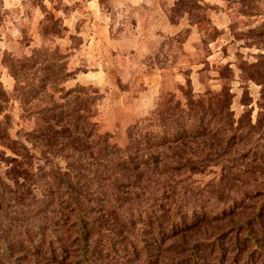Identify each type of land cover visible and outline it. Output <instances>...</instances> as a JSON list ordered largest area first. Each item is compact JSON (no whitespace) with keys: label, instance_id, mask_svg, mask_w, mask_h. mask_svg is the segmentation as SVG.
Listing matches in <instances>:
<instances>
[{"label":"rangeland","instance_id":"1","mask_svg":"<svg viewBox=\"0 0 264 264\" xmlns=\"http://www.w3.org/2000/svg\"><path fill=\"white\" fill-rule=\"evenodd\" d=\"M156 1L164 5L169 16V38L158 44L155 34L165 24L159 17H147L140 31L154 38L140 40L134 54L117 55V46L127 51L135 45L128 38L110 50L101 47V54L73 56L64 52L65 45L59 40H33L28 34L19 40L0 38V231L27 223L31 227L62 222L65 209L46 190L57 166L67 163L62 156L68 150L70 115L79 116L81 121L90 118L100 133L126 149L135 126L155 130V123L161 124L170 116L187 111L201 118L207 112L216 119L206 124L205 116L204 123L199 118L197 122L200 127L209 126L208 135L161 149L158 170L171 194L124 195L123 207H134L147 195L157 199L167 196L198 203L195 207L208 213L189 228L151 242L154 264H175L178 258L189 264V247L197 242L199 264H264V0ZM215 9H228L229 29L215 24ZM115 19L119 21L117 30L129 35V17L118 15ZM28 27L27 23L25 28L30 32ZM42 28L60 31L52 16ZM219 38L224 43L230 40L228 46L234 43V65L220 59L215 72L218 81H213L208 63L199 75L191 68L207 62L210 42ZM79 41L73 42L78 45ZM100 64L103 70L98 69ZM97 73L102 79L95 80L101 84L75 80ZM81 86V91L70 94ZM185 119L188 121V116ZM231 130L244 133V139L227 141L225 137L223 143L222 137ZM253 148L258 150L257 160L253 159ZM87 196L96 198V194ZM108 217L110 220L101 223L103 228H117L113 216ZM65 230L69 255L62 259L52 258L46 248L34 250L24 242H7L0 232V264L8 245L15 264H78L76 232ZM31 234L34 237V232ZM213 237L218 240L207 242ZM118 255L124 257L121 252ZM131 256L125 262L146 264L143 256ZM94 260L97 264H117L104 255Z\"/></svg>","mask_w":264,"mask_h":264},{"label":"trees","instance_id":"2","mask_svg":"<svg viewBox=\"0 0 264 264\" xmlns=\"http://www.w3.org/2000/svg\"><path fill=\"white\" fill-rule=\"evenodd\" d=\"M82 88L84 87L81 86L77 90L75 88L70 94L79 92ZM203 115L204 117L199 118L197 114L185 111L176 117L170 116L169 120H163L161 124L155 123V130L146 127L143 131L139 126H135L129 132L131 143L126 149L111 142L109 135L100 133L96 122L90 118L81 121L79 116L70 115L71 120L67 122V129L71 130L68 150L62 156L67 163L63 167L57 166L46 190L54 202L65 209L61 215L62 222L53 221L48 225L47 222L46 226L34 224L31 227L30 223H27L16 226L15 229L6 227L0 231L3 240L24 242L34 250L46 248V253L52 258L62 259L69 255L66 244L69 234L65 228H71L77 235L76 242L80 253L78 264H97L94 258L99 255L115 259L117 264H129L125 261L132 257L131 254H135V257L138 255V259L143 256L146 264H154L149 250L151 242L159 240V236L169 237L168 235L180 231L182 227L189 228L197 220L205 218L208 213L202 212L200 207H195L198 203L170 200L167 196L157 199L152 195L145 196L140 203L127 210L122 204L126 198L124 195L171 194L167 192L165 180L160 175L162 172L158 170L163 157L161 149L183 143L187 138L193 141L196 137L208 135L211 129L209 126L200 127L197 118L202 124L207 116L206 124H211L216 115L207 112ZM187 116L188 121L185 119ZM226 126L220 125L223 128ZM228 133V136L221 135L223 143L225 137L227 141L231 138L237 141L245 137L244 133L233 130ZM253 149V159L257 160L258 150ZM153 174L158 176L154 177ZM173 187L174 190L177 189L176 186ZM161 189L163 191H160ZM87 194H96V198L89 199ZM43 198L50 201L47 195ZM196 208L201 212H197ZM109 215L113 216L117 228H112V225L103 228L101 225L109 219ZM33 232L34 237L31 234ZM217 240L213 237V240L207 242ZM197 243L189 247L191 251L188 258L192 264H199L200 261L196 252ZM10 250L8 245L2 254L4 260L1 264H15ZM119 252L124 257H119ZM184 262L182 258H178L175 264Z\"/></svg>","mask_w":264,"mask_h":264},{"label":"crops","instance_id":"3","mask_svg":"<svg viewBox=\"0 0 264 264\" xmlns=\"http://www.w3.org/2000/svg\"><path fill=\"white\" fill-rule=\"evenodd\" d=\"M116 5L117 14L114 13ZM1 8L3 10V17L0 22L1 39L19 40L28 34V37L33 40H59L65 45L64 52L70 56L80 53L101 54L103 53L100 51L101 47L110 50L116 47V43L118 45V42L122 39L127 40V38L131 43L135 42V45L127 51L118 49L117 46V55L122 53L134 54L138 51L140 40L149 39V37L154 38V35H144L140 31L142 25L148 21L146 20L147 17L149 19L153 16L159 17L165 24L155 34V38L159 39L158 44L169 38L170 34L169 16L164 5L161 2L157 3L156 0H3ZM213 11L212 17L217 19L215 24L222 29L223 27L226 30L229 29L226 27L228 9H215ZM127 13L129 16H123ZM118 15L120 18L129 17L128 20L131 25L129 35H123L122 31L117 30L119 21L116 22L115 17ZM224 15H227V18L224 19ZM50 16L59 24L60 31L46 32L42 28L44 24L50 21ZM27 23L30 24L28 27L30 32H27L25 28ZM75 39L80 40L78 45L74 44ZM222 41L219 38L210 42L211 50L207 55V62L195 63L191 68L193 72H197L196 74L199 75L200 70H203L208 63L210 72L214 76L213 81H218L215 78V72L220 59L226 58L231 66L234 65L231 57V49L234 43L231 40L232 44L228 46L230 40L226 43ZM225 47L230 49L226 50ZM114 51H109V53ZM99 67V70H103L101 64ZM162 71L163 69L159 70L161 76H163ZM160 75L159 77H161ZM95 79L100 81L102 79L101 73L94 74V76L79 77L75 80L81 83L101 84ZM193 84H196L195 80H193Z\"/></svg>","mask_w":264,"mask_h":264}]
</instances>
